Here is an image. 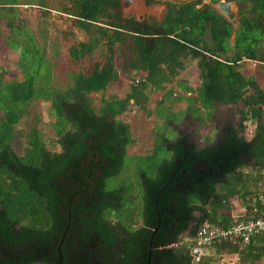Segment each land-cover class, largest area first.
<instances>
[{
  "label": "trees",
  "instance_id": "1",
  "mask_svg": "<svg viewBox=\"0 0 264 264\" xmlns=\"http://www.w3.org/2000/svg\"><path fill=\"white\" fill-rule=\"evenodd\" d=\"M174 1L144 0L147 6L164 4L165 13L159 22H138L123 16L121 0H70L61 13L91 36L68 48L70 60L89 56L96 37L105 42L108 56L88 73L71 74V84L57 89L50 84L44 47L30 30L15 25L20 0H0V16L8 19L10 31L24 33L28 54L20 78L4 79L0 72V243L10 247L17 264L55 261L60 242L63 264H145L150 241V264H211L224 253H238L239 264H254L264 255V236L248 245L221 240L209 247L216 254L194 263L183 242L203 224L227 228L258 216L252 205L264 186L252 192L247 183L263 175L255 178L244 170L251 164L264 172V74L246 77L226 62L242 56L264 61V0H233L239 8L234 22L204 0ZM32 2L48 9L45 0ZM117 50L142 81L123 98H102L96 108L90 94L103 93L117 79ZM188 58L200 72L202 107L210 111L216 104L242 103L237 123L225 125L204 148L182 132L171 142L165 137L164 147L160 139L146 156L163 150L167 155L160 163L140 169L136 184L112 185L133 143L119 116L130 102L146 101V82L169 80ZM35 100L50 103L61 151L48 150L32 127L20 156L11 147L13 129L24 105ZM250 121L255 126L246 138ZM234 199L242 207L236 213ZM174 242L176 248L167 247Z\"/></svg>",
  "mask_w": 264,
  "mask_h": 264
},
{
  "label": "rangeland",
  "instance_id": "2",
  "mask_svg": "<svg viewBox=\"0 0 264 264\" xmlns=\"http://www.w3.org/2000/svg\"><path fill=\"white\" fill-rule=\"evenodd\" d=\"M45 1L48 4L47 10L30 4L34 3L32 0H20V5L16 6L18 20L15 25L24 26L30 30L37 43L44 47L45 61L51 71L50 84L53 88L64 89L71 84V74L88 73L94 63L103 62L105 57L107 58L106 44L102 38L96 37L93 39L94 49L89 56L77 62L70 60L68 48L78 42L91 40V36L73 26L71 18L61 13L63 7L72 5L70 0ZM169 1L175 2L174 0ZM216 2L203 1L214 9ZM160 7H163V10L158 17ZM121 11L126 17L137 18L140 21L159 22L165 13V5L152 4L147 6L143 2L141 6L133 7L124 12L121 9ZM235 11L238 17L239 8L237 5ZM8 22L5 16H0V72H5L4 79L20 78L23 71L21 63L25 61L28 55L23 50L26 37L23 32L16 34V32L10 31L7 26ZM118 53L117 50L113 57V63L118 72L117 79L109 83L103 93L90 94L96 108L102 98H123L130 88L137 84V80L142 81L143 77L136 70L128 68L126 57ZM196 65L195 60L184 59L182 66L169 80L157 85L146 82L142 90L146 101L139 99L138 105L130 102L126 111L119 116L121 121L129 125L133 143L126 148L120 179L117 177L111 180L112 185L119 181L125 183L128 180L136 184L137 173L140 169L150 170L160 163L167 155L163 150L160 151L159 155L146 157L152 153L155 142L160 139L164 147L166 145L163 140L165 137H168V141L171 142L182 132L198 148H204L218 139L225 125L234 126L237 123L239 112L243 108L242 103L236 105L216 104L210 111L202 107L197 95L201 78ZM253 78H259V76ZM52 122L53 118L50 114L48 101L35 100L24 105V115L21 116L13 129L11 147L14 152L20 156L23 154L27 133L32 127H36L40 131L48 150L60 152L61 147L56 142ZM247 124H250V127L245 136L250 138L255 125L251 121ZM171 130L174 131L173 135ZM244 173H252L255 178L263 175L260 180L248 181L247 184L252 192L264 186V172L261 170L249 164ZM233 205L234 213L242 209L237 199L233 200ZM127 206L130 208L129 204ZM224 213L226 212L224 211ZM207 254L212 257L216 254L215 248L208 249ZM211 264L217 263L212 261ZM254 264H264V255Z\"/></svg>",
  "mask_w": 264,
  "mask_h": 264
},
{
  "label": "built area",
  "instance_id": "3",
  "mask_svg": "<svg viewBox=\"0 0 264 264\" xmlns=\"http://www.w3.org/2000/svg\"><path fill=\"white\" fill-rule=\"evenodd\" d=\"M226 63L235 66L237 71L246 77H261L264 74V61L242 56L236 61ZM252 211L258 216L236 221L227 228L203 224L197 229L193 238L185 237L183 242L188 244L193 262L198 263L207 256V250L217 241H238L242 245H248L253 238L264 236V191L258 193L253 202ZM178 245L179 243L174 242L167 247L176 248ZM216 257L217 264H239L240 262L238 253L217 254Z\"/></svg>",
  "mask_w": 264,
  "mask_h": 264
},
{
  "label": "water",
  "instance_id": "4",
  "mask_svg": "<svg viewBox=\"0 0 264 264\" xmlns=\"http://www.w3.org/2000/svg\"><path fill=\"white\" fill-rule=\"evenodd\" d=\"M144 0H121V9L124 11H127L133 7L141 6L143 4ZM215 10L221 14L225 19H227L229 22H234L237 17V13L235 11L236 3L233 0H218L214 4ZM163 10V7L159 8L158 17L160 16L161 12ZM136 21L141 22L139 19L136 18ZM154 230L153 232H155ZM58 257L53 262H46V261H35L28 264H63V257L60 253L59 247L57 248ZM151 241L149 242V248H148V254H147V260L145 264H150L151 260Z\"/></svg>",
  "mask_w": 264,
  "mask_h": 264
},
{
  "label": "flooded vegetation",
  "instance_id": "5",
  "mask_svg": "<svg viewBox=\"0 0 264 264\" xmlns=\"http://www.w3.org/2000/svg\"><path fill=\"white\" fill-rule=\"evenodd\" d=\"M63 238L61 240H63ZM60 244L58 245V247L60 246ZM10 253H11L10 247L3 246V242H1L0 243V264H17V262H15L17 260L15 261L11 260L12 258H10L11 257ZM69 263H72V261L69 260Z\"/></svg>",
  "mask_w": 264,
  "mask_h": 264
},
{
  "label": "crops",
  "instance_id": "6",
  "mask_svg": "<svg viewBox=\"0 0 264 264\" xmlns=\"http://www.w3.org/2000/svg\"><path fill=\"white\" fill-rule=\"evenodd\" d=\"M145 3V2H144Z\"/></svg>",
  "mask_w": 264,
  "mask_h": 264
}]
</instances>
